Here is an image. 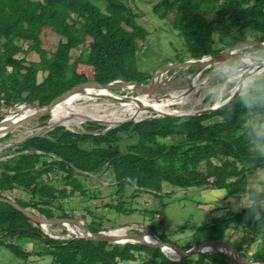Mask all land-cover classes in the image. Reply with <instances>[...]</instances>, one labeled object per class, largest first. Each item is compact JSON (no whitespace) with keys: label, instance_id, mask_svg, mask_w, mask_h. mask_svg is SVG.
Returning <instances> with one entry per match:
<instances>
[{"label":"trees","instance_id":"trees-1","mask_svg":"<svg viewBox=\"0 0 264 264\" xmlns=\"http://www.w3.org/2000/svg\"><path fill=\"white\" fill-rule=\"evenodd\" d=\"M103 1L104 10L99 0H0V108L21 100L44 106L89 81L105 85L123 78L142 83L151 76L136 68V40L147 33L138 20L140 14L125 0ZM154 8L160 18L173 16L171 23L189 58L216 55L240 43L264 42V0H162ZM46 28L60 37L53 51L43 47L41 34ZM74 49L80 50L77 56L72 55ZM31 51L38 53L39 60L27 63L25 56ZM186 59L182 56L178 61ZM40 72L44 76L38 81ZM260 80L264 77L255 82ZM253 85L227 105L197 117L129 122L104 134L73 133L60 126L50 132L51 138H29L0 160V196L8 188L22 189L29 194L28 200L17 199L22 207L75 226L63 200L78 192L84 198H99L100 192L91 194L82 180L110 168L118 201L106 206L119 216L136 213L149 219L148 227L171 249L181 251L192 246L181 248L171 234L159 232L162 222L156 218L168 204L160 192L167 187L212 185L226 190L228 197L248 195L249 202L194 226V245L222 240L231 228L242 233L231 244L244 257L264 254V182H259L262 188L252 187L248 178L264 168V153L254 149L264 132L249 125L264 115V104L249 108L242 102ZM49 154L58 158L48 160ZM53 178L61 186L50 183ZM128 185L137 188L134 194L144 195L141 208L126 207ZM55 209L62 213L56 215ZM87 227L105 231L100 222L91 221ZM260 232L263 243L251 254L249 248ZM34 239L42 249L26 250L24 245ZM147 242L56 239L0 199V247L24 263L34 256L50 257V264H233L219 252H195L181 261L170 260L157 244Z\"/></svg>","mask_w":264,"mask_h":264},{"label":"rangeland","instance_id":"rangeland-1","mask_svg":"<svg viewBox=\"0 0 264 264\" xmlns=\"http://www.w3.org/2000/svg\"><path fill=\"white\" fill-rule=\"evenodd\" d=\"M92 1L97 2L98 0H92ZM125 1L127 4L133 7L134 11L137 14H140L138 20L140 24H142L145 30L147 31V33H145L144 39L139 38L136 40L135 52L137 53L135 59H136V68L140 71L151 74V76L145 82L142 83L138 82V84L147 85L151 79L154 81V84H152L153 86L152 85L150 86L149 88L150 90H146V87H142V89H139L136 88V86H134L133 84H131L132 82H136L135 80H125L123 78H116L111 82H109V83H115V85L107 88L108 91L111 93V95L109 96L111 99L104 100L98 98L97 103L106 104L107 101L109 102L113 101L115 103H118L119 101H116L118 99H116L114 95L119 96L120 99L127 98L128 100L130 98H136L142 100V97H146V99L147 98L154 99L156 97L157 98L156 102H160L162 100H166L169 93L175 94L176 91L181 92L182 86L188 85L186 90H189V92L185 94L184 99H181V101L176 103L173 102L171 104H167V107L170 106L168 108L176 110L178 112H171V111L158 112L152 110L146 112L140 118L139 117L122 118L119 121H117L116 124H107L105 122H102V120L91 119L85 121L83 124L79 126L78 125L66 126L64 124L49 125V120L52 114L49 112V110L48 112L46 111L44 113H42L43 112L42 111L41 112L42 114L38 113L36 117L30 118L29 121H26L20 124L19 126L15 127V130L13 132H9L5 136L0 138V160H4L10 157L11 154L15 153L14 149L21 143L28 140L29 138L42 137V136L51 138L52 135L50 134V132L56 127H60V126L64 127L66 130H69L73 133L93 132L95 134L96 133L104 134L114 127L129 122H140L146 119H157L162 117L189 118V117H197V116L209 114L210 112L204 114L201 113L205 111L206 108L208 109L213 106H221L224 102H227L228 100L227 98L232 94L231 88L234 85L233 82H230L228 80V77L230 75L233 76L238 73V70L236 69H239L241 65V62L238 58H231L227 61H224L219 66H216L214 62L212 63V65L210 64L209 67L205 68L200 73V81H202L203 83L201 86L202 88L199 87L198 90L195 89L189 81H191V76H193L196 72H198L201 69H199L198 64H196L197 62L193 63L195 62L193 60L202 59L209 55H204L202 58L188 57V54L185 51H183L184 41L179 36L178 30L175 27H173L171 23L173 16L160 18L157 15L158 13H155L154 7L156 6L157 3H159L162 0H125ZM99 2L102 5V10H104L105 2L103 0H99ZM158 12H160V10ZM41 36H42L43 47L51 51L55 49L60 39V37L50 28L44 29ZM248 37H250L251 40L254 39V36L251 35L250 33ZM244 49L246 53L250 54L253 57H256L257 58L256 60L264 61V49L258 47L254 48L251 46L245 47ZM79 52H80L79 49H74L72 51V55L77 56ZM182 56H185L187 59L184 61H178V58ZM25 58L27 63H29L31 61L39 60V55L36 51H31L29 54L25 56ZM186 61H190L191 63L185 65L184 67L183 63ZM221 67L224 70H222ZM228 67L233 69L229 71ZM89 71L90 68L87 67L85 69V72H87L88 75H90ZM43 76L44 73L40 72L38 74V81H41ZM263 77L264 75H261L255 79L257 80ZM121 80L128 81L129 83L122 82L121 84H116ZM89 83H92V81L83 83L81 84V86H88L90 85ZM249 85H246L244 89L245 91H247L248 88L251 86ZM79 86L80 85L74 88H77ZM90 86H94V85H90ZM58 98L53 100L50 104L44 106H38L37 104H32L26 100L24 101L21 100L15 103L11 107L2 106L0 108V121L1 119H3V115L9 112L16 104L29 103L30 106L39 107V108H43L45 106L48 107L49 105L52 104L51 105L52 107L55 103L58 102ZM218 100H220L219 104H218ZM151 105L154 106V104L152 103ZM102 113L105 114V112ZM119 113L120 111L117 114ZM167 114H172V115L170 116ZM249 125L259 129L260 132L263 133L264 115H258L256 118H254V120L249 121ZM91 126L92 129H89ZM165 141L169 143V140H165ZM254 149L255 151L264 153V139L261 140L260 144L258 143V145H256ZM24 152H30V151L26 150ZM49 155L50 157L48 160H52L53 158H58L53 154H49ZM107 170H108L107 172L101 170L99 173L95 175L92 174L93 178L91 179L82 180L83 187L89 189V192L91 194L98 195L97 192L98 193L100 192L99 198L97 199L87 198V197L84 198L79 192L75 193V195L65 198L63 200L62 204L64 207V211L66 213H71L72 216L70 217L71 218L70 221L72 223L73 221L77 223L75 224L76 228L88 229L87 225L90 224L91 221H93L95 223L100 222L103 228H105V231L107 232L111 229L126 228L125 237L131 235L132 236L139 235L143 227L144 226L148 227V224H150L151 221L149 219L144 220L142 217H140L141 216L140 214H136V213L131 214L130 217L123 216L121 214L119 216L115 214L113 208L106 206V204L115 205L118 201V195L113 193L116 189L115 184L113 181L110 180L109 177V173L111 169L108 168ZM248 178L250 180V186L262 188L263 185L260 184L259 182L260 181L264 182V168L258 170L257 172H253L250 176H248ZM50 183L52 184L55 183L56 186L58 187L61 186L59 182H56L55 178H53V180L50 181ZM134 189L137 188L135 186H129V185L126 188V197H125L127 201L126 207L139 209L142 206L144 195L142 193L134 194L133 193ZM173 190L174 192L171 193L169 196H167ZM160 193H162L165 196L168 204L164 212L158 215L156 218V221L162 222L159 226V232L160 233L166 232L171 234L170 238L174 240L176 244L179 245L181 248L187 247L188 245L195 247L207 243L204 242L201 244L194 245L195 238L192 235L194 232V226L207 222V220L210 217L212 219L218 216H224L229 210L232 209L238 210L241 207H245L246 205H248L249 202L248 195L228 197L226 190L212 188V185H208L203 188H193V189L167 187ZM28 198H29V194L19 188L5 189L4 192L2 193V196H0V199L2 200L4 199V201L10 204L13 203L17 204L18 207L26 209L27 212H30L32 215H39L44 218H50L40 214L35 209L29 210L28 208H24L17 202V199L28 200ZM18 207L16 208L18 210H21ZM61 213L62 211L55 209L56 215ZM55 218H57V216H55ZM31 220L34 225L37 226L39 224L43 232L50 237L61 240L70 239L71 237V236H67V232L65 231V229L58 224L42 225L40 222L34 220L33 218H31ZM127 223L129 224L123 226V224H127ZM181 227H183V230ZM100 231L105 232L104 230H100ZM154 234L156 235V233ZM241 234L242 233L240 231H234L231 228H229V230L227 231V237H224V239L222 240L232 245L231 243H236V241L240 239ZM261 237H262V232H260V234L256 236V240L254 241L253 245H251V247L249 248V252L251 254L259 250L261 244L263 243L261 241L262 239ZM119 241L124 242L126 240L123 239L122 241L120 237ZM135 242L136 241L134 240L133 243ZM146 243H150V242H146ZM24 248L28 251L41 250L42 245L40 241L34 239L32 241L27 242L24 245ZM190 248L186 250H189ZM219 249L221 250V248ZM186 250L183 249L181 251H186ZM206 252L215 253L216 249L214 247H211ZM239 254L242 255L240 252ZM248 256L250 258L244 257L242 255V257H244L247 262L251 261V263H247V264H264V262H262L264 261V254L253 255L256 257H251L250 255ZM166 257L174 261L182 260V259L177 260L169 254ZM193 259L196 261L197 259L196 256ZM258 259L262 261H255ZM50 261H51L50 257L32 256L27 261V263H24L23 260H21L16 255H14L8 248L0 247V264H50Z\"/></svg>","mask_w":264,"mask_h":264},{"label":"bare ground","instance_id":"bare-ground-1","mask_svg":"<svg viewBox=\"0 0 264 264\" xmlns=\"http://www.w3.org/2000/svg\"><path fill=\"white\" fill-rule=\"evenodd\" d=\"M244 48H245L244 46L234 47L228 50L225 56H223L222 58L220 57V59L218 60H213L210 56H207L202 58L201 60L193 62V63L197 62L196 64H198L199 69L201 70H199L193 76H191V81L189 82L192 84V86L195 89L198 90L199 87L202 88L201 86L203 84L202 81H200V73L202 70L209 67L210 64L212 65L213 62L215 63L216 66H219L224 61H227L231 58H238L241 62L239 69H236L238 70V73L236 75L233 76L230 75L228 77V80L234 83L233 87L231 88V92H235L237 90L242 91V89H243L242 92L244 93L247 92L244 90L246 85H249L251 83L250 85L252 86L256 80L255 78L264 75V61L263 63L258 62V60H256L257 58L246 53ZM228 68L229 71L233 69L230 67ZM221 69L224 70L222 67ZM187 86L188 85H183L181 92L176 91L175 94L169 93L166 100H162L160 102H156L157 100L156 97L154 99H148V98L146 99V97H142V100L136 98H130L128 100L127 98L120 99L119 96L114 95V97L118 99L116 101L119 102L115 103L111 100L112 102L107 101L106 104L97 103L98 98L104 100L111 99L109 97L111 93L108 91L106 87L104 86L94 87L90 85L81 86L78 89H73L72 91L73 93L66 95L63 99L58 100L57 103H55L52 107H50L49 112L52 115L49 120V125L64 124L66 126H75V125L79 126L83 124L85 121L91 119L102 120V122H105L107 124H116L117 121H119L122 118H128V117L140 118L146 112L152 110L158 112H170V111L178 112L176 110L168 108L170 106L167 107V104H171L173 102L176 103L181 101V99H184L185 94L189 92V90H186ZM219 101L220 100H218V104ZM151 103L154 104V106H152ZM38 111L40 110H37L36 108L30 106L27 103L16 104L9 112L3 115V119H1L0 121V138L5 136L9 132H13L15 130V127L19 126L20 124L26 121H29L30 118L36 117ZM119 111L120 113L117 114ZM102 112H105V114H103ZM64 226L67 228L68 231L67 236H72V235L79 236L83 233L82 231L83 228H76L75 226H70L69 224L66 223H64ZM125 233H126V228L111 229L108 232L107 231L104 232V234L108 237H112V238L118 237V239L121 237L122 241L124 238H126V240L135 239V237H127V236L125 237ZM144 237L147 241L154 242V239L151 236L145 235ZM204 248L209 250L211 247L205 246ZM164 250L166 254L175 257L174 251L172 249L169 248Z\"/></svg>","mask_w":264,"mask_h":264},{"label":"water","instance_id":"water-1","mask_svg":"<svg viewBox=\"0 0 264 264\" xmlns=\"http://www.w3.org/2000/svg\"><path fill=\"white\" fill-rule=\"evenodd\" d=\"M236 4H237V1L235 2V4H234V6H233V8H232V10H231V12H230L229 15L233 14V12H234V10L236 8ZM227 18H228V16L226 17V20H227ZM237 46H244V47L251 46V47H259V48H263L264 49V42L240 43ZM237 46H235V47H237ZM232 48H234V47H232ZM232 48L224 49V50L220 51L216 55H209V56L213 60H218V59H220V57L222 58L223 56H225V54L228 52V50H230ZM198 60H201V59H196V60H193V61H198ZM258 62L263 63V61H258ZM189 63H191V62L190 61H186V62L183 63V65H187ZM122 82L123 83L124 82L129 83L128 81L121 80L120 82H117L116 84H121ZM89 84L90 85H94L95 87H97V86H104L106 88H109V87L115 85V83H108V84L103 85V84H99V83H96V82H92V83H89ZM131 84H133L134 86H136V88H139V89H142V87H146V90H150L149 88H150V86L152 84H154V81L151 79L147 85H141V84H138L136 82H132ZM80 87H81V85L79 87L75 88V89H78ZM72 91H70V92L62 95L60 98H58V100L63 99L67 94L69 95V93L70 94L73 93ZM240 94H242V91H240V90H237L235 92H232V94L227 98L228 99L227 102H224L221 106H213L211 108L205 109V111H203L201 114L209 113V112L211 113V112H214V111L218 110L220 107L226 105L232 99H234L235 97H237ZM51 105H49L48 107L45 106L43 108H39V107H34V108H36L37 110H40V111H38V113L40 114L42 111H43L42 113H44L46 111L48 112V110L50 109ZM167 115H170L171 116L172 114H167ZM12 205L15 206V207H18L17 204H14L13 203ZM18 208L21 209L24 213H26L28 216H30L34 220L40 222L42 225H46V224H58V225L62 226L65 229V231L68 233L67 228L64 226V221L63 220H61L59 218H55V217L54 218H44V217H41L39 215H32L30 212H27L26 209H23L21 207H18ZM128 224L129 223L123 224V226L128 225ZM82 231H83V233L81 235H79V236H73L72 235L70 238H72V239L88 238V239H95V240H97V239H104V240H110V241H114V242H118L119 241L118 237H116V238L108 237L102 231L92 232V231H90L87 228H83ZM145 235L151 236L154 239L155 244H157L161 248V250L163 251V253L166 256L168 255V254H166V252H165L164 249H169L170 246H168V244L164 243L160 238H158L154 234V232L150 228H148L147 226H144L143 227V229L141 230V233L139 235H133V236L131 235V236H127V237H135V239H134L136 241L135 243H146L147 240L144 237ZM124 239L126 240V238H124ZM134 240L133 239L132 240H126L124 242H120L119 241V243H126V242H132L133 243ZM205 246L214 247L216 249V252H220V253L224 254L225 256H227L228 259L233 264H247V263H251V261L250 262H247L245 260V258L242 257V255H240L239 252L232 245H230L229 243L225 242L224 240H213V241L207 242V243H205L203 245L192 247V248H190L189 250H186V251H180V250H176V249H172V250L174 251V255H175L174 258L177 259V260H181L185 256L190 255L192 253H195V252H203V251L206 252V251H208L207 249L204 248ZM219 248H221V250ZM255 261H262V260L258 259V260H255ZM262 262H264V261H262Z\"/></svg>","mask_w":264,"mask_h":264},{"label":"clouds","instance_id":"clouds-1","mask_svg":"<svg viewBox=\"0 0 264 264\" xmlns=\"http://www.w3.org/2000/svg\"><path fill=\"white\" fill-rule=\"evenodd\" d=\"M242 102L249 108L256 104H264V80L254 82L249 93L242 98Z\"/></svg>","mask_w":264,"mask_h":264}]
</instances>
